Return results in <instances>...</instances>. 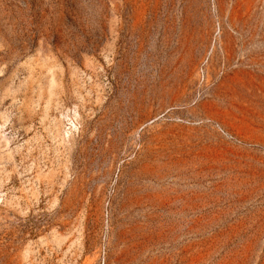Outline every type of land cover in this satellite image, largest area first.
Segmentation results:
<instances>
[{"label": "rangeland", "instance_id": "1", "mask_svg": "<svg viewBox=\"0 0 264 264\" xmlns=\"http://www.w3.org/2000/svg\"><path fill=\"white\" fill-rule=\"evenodd\" d=\"M0 264H264V0H0Z\"/></svg>", "mask_w": 264, "mask_h": 264}]
</instances>
